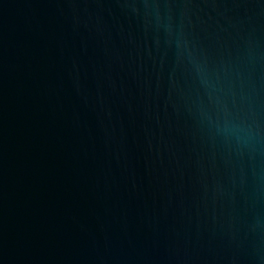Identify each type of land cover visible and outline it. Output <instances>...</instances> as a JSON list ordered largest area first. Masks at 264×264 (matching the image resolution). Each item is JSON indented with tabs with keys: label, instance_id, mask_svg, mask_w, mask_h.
I'll use <instances>...</instances> for the list:
<instances>
[{
	"label": "water",
	"instance_id": "1",
	"mask_svg": "<svg viewBox=\"0 0 264 264\" xmlns=\"http://www.w3.org/2000/svg\"><path fill=\"white\" fill-rule=\"evenodd\" d=\"M0 264H264V0H0Z\"/></svg>",
	"mask_w": 264,
	"mask_h": 264
}]
</instances>
